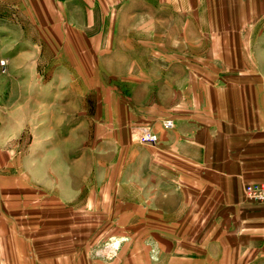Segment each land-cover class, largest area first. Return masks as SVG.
I'll return each instance as SVG.
<instances>
[{
  "label": "crops",
  "instance_id": "0c3cea01",
  "mask_svg": "<svg viewBox=\"0 0 264 264\" xmlns=\"http://www.w3.org/2000/svg\"><path fill=\"white\" fill-rule=\"evenodd\" d=\"M156 1L0 0V264H264V202L245 193L264 182V0ZM43 41L60 78L40 77ZM91 121L111 147L74 160ZM29 126V150L52 146L32 169L10 152ZM29 193L50 199L33 224ZM92 226L110 236L97 256Z\"/></svg>",
  "mask_w": 264,
  "mask_h": 264
},
{
  "label": "rangeland",
  "instance_id": "374dc122",
  "mask_svg": "<svg viewBox=\"0 0 264 264\" xmlns=\"http://www.w3.org/2000/svg\"><path fill=\"white\" fill-rule=\"evenodd\" d=\"M154 4H157V1L155 0ZM133 8V9H132ZM131 9L134 11L137 10H140L139 12H133L130 13L129 9L126 11V16H123V24H122V36L123 37H127L129 36V33L130 31L132 30V28L136 25V24H139L141 22L142 19L145 18V14L143 15V13L141 12V10H143L145 7L140 6L138 5L137 7H132ZM154 22H158V21H161V6H155L154 7ZM129 13H130V16L132 14V19H131V22H127V19L130 18L129 16ZM130 20V19H129ZM101 29V28H99ZM97 28V25H96V31L99 30ZM156 33H159V29L157 26H156ZM158 30V31H157ZM148 31V32H147ZM138 34H149L151 33L150 30H146L145 28L139 32V30L136 32ZM91 35H95V37H99L100 35H102V37H105L104 34H91ZM106 35V34H105ZM174 36V40L175 42H178V39H177V34H172ZM32 39V38H31ZM30 39V41H32ZM47 42L43 41V46H42V58L40 60L41 64L39 65V74H40V77L43 79V80H46L48 79L49 77L51 78L52 75H54L55 73V76L57 75L58 78L61 77L62 74H60L61 72H63V67L60 66L59 62L56 61V58L52 55L51 51H49V49L47 48ZM26 48H27V52H29L30 50H32V45H30L28 42L26 43ZM159 62H163V61H166V57L162 56L161 54H159L157 57H156ZM4 61H6V65L8 64V59L5 58L3 59ZM1 60V67H2V72L3 73H8V70H7V67L6 65H3L2 64V61ZM60 66V67H58ZM31 77L32 75L30 74V72H28V74H26V77ZM52 101V97H50V91L49 89H47V92L43 93L42 95V102H43V105H47L49 106L50 105V102ZM61 104L59 103V106ZM93 105V104H91ZM32 106V105H31ZM92 110V108H90ZM90 139L88 141V143L86 144H81V145H78L77 149L74 150L73 152V159L76 160L77 158H81L83 156H87V154H90L91 157L93 158H97L98 156L99 157H102L105 153V151H108L110 149L111 146H109L108 143H103L101 142L99 139H98V136H96L97 133L96 132V126H95V122H92L91 121V124H90ZM27 132L23 135V139H24V144H25V150L23 149V144L20 145V147L17 145H15V147H11L10 148V152H11V157H14L16 158L17 156L21 155L22 157L25 156V159L27 161V163H30L31 164V167L29 166L30 169H32L33 167V164L37 161V165L39 164V160L41 159H44V158H51V156H49V154L52 152V150L50 149L52 146H50L49 143H45L42 145V148H38V149H31L29 150V146L31 144H33L34 140H36V142H39V140H43L44 138L41 136H36L33 134L32 132V129L31 127H27ZM60 138H64L66 136L64 135H59ZM75 137V136H74ZM88 151V152H87ZM54 152V151H53ZM61 152H58V155H54L52 157V159L54 160H58V163L61 162V159L62 157L64 158V156H62V154H60ZM64 155H65V152H63ZM71 155H69L70 157ZM68 157V158H69ZM58 165V164H57ZM49 169L48 170H52L54 168H52L51 166H48ZM28 193V191H27ZM31 193L27 194L28 198H27V208H29L28 212L29 214L27 215V221L29 224H33V222H35V218H39L40 216L38 215V213H36V211H34V208H38L39 206L43 205L42 206H49L50 204V199L48 198H40L39 196L37 195H30ZM81 219H83L82 216H76V220L75 222L79 223L81 221ZM89 222L91 223V225L95 224V223H98V222H103V215H89ZM90 236H91V244H95V246L93 247L92 245V251L94 255H98L100 254L103 249L105 248L106 244L109 242L110 240V236H109V233H108V230L107 231H104V229H101V231H98V229H95L94 230V226L91 227V230H90ZM109 236V237H108ZM115 243V242H114ZM117 243V242H116ZM118 249V248H116Z\"/></svg>",
  "mask_w": 264,
  "mask_h": 264
},
{
  "label": "built area",
  "instance_id": "2783aa9c",
  "mask_svg": "<svg viewBox=\"0 0 264 264\" xmlns=\"http://www.w3.org/2000/svg\"><path fill=\"white\" fill-rule=\"evenodd\" d=\"M2 64L6 65V61L3 60ZM172 125L173 124L171 121H167L165 122L164 126L166 128H171ZM134 134H135L136 141L143 145L155 146L160 141L159 135L150 129L135 131ZM245 193H246V196L251 200L264 202V182L248 184L245 187ZM116 244L117 243H115V245Z\"/></svg>",
  "mask_w": 264,
  "mask_h": 264
}]
</instances>
